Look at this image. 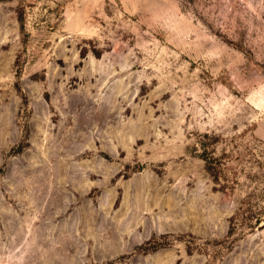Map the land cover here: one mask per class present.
<instances>
[{
	"label": "rangeland",
	"instance_id": "obj_1",
	"mask_svg": "<svg viewBox=\"0 0 264 264\" xmlns=\"http://www.w3.org/2000/svg\"><path fill=\"white\" fill-rule=\"evenodd\" d=\"M0 264H264V0H0Z\"/></svg>",
	"mask_w": 264,
	"mask_h": 264
}]
</instances>
